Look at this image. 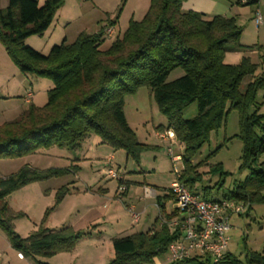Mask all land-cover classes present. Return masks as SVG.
Listing matches in <instances>:
<instances>
[{
  "label": "trees",
  "instance_id": "obj_1",
  "mask_svg": "<svg viewBox=\"0 0 264 264\" xmlns=\"http://www.w3.org/2000/svg\"><path fill=\"white\" fill-rule=\"evenodd\" d=\"M188 1L150 0L144 18L131 20L125 33L107 50L101 49L106 40L101 31L81 33L75 42L64 41L45 56L25 42L31 36L44 35L65 0H47L43 6L36 0H9L8 7L0 9L1 43L22 73L48 79L54 88L48 92L44 107L31 104L19 120L0 126V158L21 157L55 146L77 149L87 137L96 135L103 144L125 151L139 164L141 154L149 147L138 141L128 124L124 105L128 95L148 87L167 118V127L161 126L159 131H173L184 147V170L179 180L192 192L202 180L193 159L210 134L224 125L229 112L238 111L240 132L236 137L244 145L241 169L251 173L229 199L248 205V210L253 204L263 203L264 72L259 74L260 66L249 57H243L237 65L225 64L227 44L243 48V29L237 18H208L201 12L184 11ZM260 1L240 0L238 5L254 6ZM126 2L122 0L116 20ZM177 69L184 75L169 82L170 74ZM246 78L251 80L242 91ZM260 92L262 103L257 102ZM194 103L198 105V115L184 119L183 111ZM217 173L224 174L221 166L211 168L210 174ZM48 178L46 173L26 167L0 179V229L24 258L71 253L83 236L71 227L58 231L41 227L27 238L15 231L14 221L24 215L11 213L8 196ZM157 201L163 213L165 204L160 198ZM175 239L176 234L168 226L115 238V258L109 264H152L168 252ZM187 263L264 264V252H249L244 261L226 253L219 263H213L208 256L194 257Z\"/></svg>",
  "mask_w": 264,
  "mask_h": 264
},
{
  "label": "rangeland",
  "instance_id": "obj_2",
  "mask_svg": "<svg viewBox=\"0 0 264 264\" xmlns=\"http://www.w3.org/2000/svg\"><path fill=\"white\" fill-rule=\"evenodd\" d=\"M218 2L215 12L227 18H237L239 26L243 29L240 40L243 48L237 49L234 44H227L225 64L237 65L243 57H249L260 66L258 73L261 74L264 72V24L257 28L254 12L259 8L264 21V0H261L259 5L243 7L238 5L239 0ZM233 7H239V13H236ZM71 10L68 6L62 11ZM42 36L29 38L41 39ZM116 38L117 35L107 38L101 49L107 50ZM51 50L47 51L45 56ZM183 75V70L177 69L170 74L168 81ZM250 80H244L242 91ZM51 88H54V84L50 80L22 73L0 41V126L19 120L29 109L30 105L24 101L28 90L35 95L33 105L42 108L48 102V92ZM262 101L263 92H260L257 102ZM124 111L138 141L149 147L141 154L139 164L128 158L125 151H116L103 144L96 135L87 137L77 149L55 146L21 157L0 158V179L16 175L26 167L50 176L45 181L33 182L16 190L7 198L11 213L24 215L14 221L15 231L21 237L27 238L41 227L51 231L71 227L83 234L82 242L81 239L78 241V248L73 252L58 254L52 258H38V263L35 264H92L89 256L97 249L91 243H95L100 233L101 236L105 235L104 242L102 241L104 244L100 253L94 256L103 258L98 264H109L115 258L113 246H108L110 238L146 233L156 220L159 221L160 211L155 206L157 201H140L143 190L137 193L135 190L142 185L155 187L154 189L157 187L161 192L164 188H170L176 179V171L182 174L184 170L182 160L173 163L172 159L178 155L182 157L184 147L177 139L169 141L157 137V134L162 133L159 128L167 127L168 123L167 118L160 112L150 88L142 87L134 94L128 95ZM261 113H264V106ZM197 115V103L182 113L184 119H193ZM239 132V113L232 110L224 125L210 134L209 141L193 159V165L202 179L195 185L194 194L205 200L229 199L236 187L245 182L251 171L241 169L244 145L236 137ZM261 160H264V156ZM216 166L222 167L224 176L222 173L210 174L211 168ZM110 169L124 177L126 187L131 188L130 194L125 196L126 192L120 191L121 183L109 176ZM131 206H136V211L141 214V220L137 224L133 223L128 211ZM171 208L172 202L169 203L168 209ZM230 225V254L244 261L249 252H264V202L253 204L251 209L241 216H234ZM157 229L159 228L155 230ZM0 252V264L30 262L18 258L7 235L1 229ZM152 264H170L169 253H162Z\"/></svg>",
  "mask_w": 264,
  "mask_h": 264
},
{
  "label": "built area",
  "instance_id": "obj_3",
  "mask_svg": "<svg viewBox=\"0 0 264 264\" xmlns=\"http://www.w3.org/2000/svg\"><path fill=\"white\" fill-rule=\"evenodd\" d=\"M254 20L257 28L264 24L259 10L255 13ZM104 34L108 38L113 37V27L106 28ZM32 97L33 92L28 90L25 100L30 102ZM157 137L169 141L176 139L173 131L159 133ZM172 160L173 163H177L182 160V157L178 155ZM108 174L111 178L120 181L121 192L127 191L128 187L125 185L123 176L113 169H110ZM180 175L176 171V179L168 191L173 198V211L170 213L173 217L168 219L161 213L159 204L155 205L160 211L158 228L168 226L176 234V239L168 248L169 262L170 264H188L189 259L208 256L213 263H219L225 258L229 247L230 237L228 235L231 230V219L234 216L245 214L249 207L232 199L204 200L179 180ZM157 194L156 189L145 186L141 200L154 199ZM128 211L133 223H139L141 214L135 212L134 208H128ZM1 256L0 252V259ZM19 257L24 259L22 254H19Z\"/></svg>",
  "mask_w": 264,
  "mask_h": 264
},
{
  "label": "crops",
  "instance_id": "obj_4",
  "mask_svg": "<svg viewBox=\"0 0 264 264\" xmlns=\"http://www.w3.org/2000/svg\"><path fill=\"white\" fill-rule=\"evenodd\" d=\"M36 1L38 2L40 6H43L47 0H36ZM121 3H122V0H65L64 6L58 12L56 21L52 23L54 25H51V27L48 29V31L44 33L41 39L29 38L26 41V43L27 45L32 47V49L40 52L43 55H46L47 51H50L54 46L60 45L59 44L60 41H61V44L64 41H66V43L68 44L73 43L72 41H75L81 33L98 34L101 31L105 32L106 28L108 27H113L114 36L115 35H117V37L122 36L127 30L131 20L141 21L144 18V16L146 15L149 9L150 0H127L124 6L125 8L123 9V12L121 13L119 19L116 20L115 15ZM218 4H219L218 0H189L186 4H184L183 10L201 12L205 14L207 17H213L217 15L222 16L223 14L215 12V9H217L216 6ZM8 5H9V0H0L1 10L6 9ZM68 6L72 8L71 11H65V12L62 11L63 8L68 7ZM238 8L239 7H233V10H235L236 13H239ZM258 10L259 8L255 10L254 14ZM209 12L212 14H210ZM104 37L106 39L108 38L106 35ZM34 97L35 95L33 93V97L30 103H27L24 98L25 103L28 105H31V104L33 105ZM145 186H148V185H142L141 188H136L135 190L136 193L138 191H142ZM130 189L131 188L128 187L125 196L130 194ZM156 190L158 192L157 197L152 200L157 201V199L160 198L162 203L165 204V209L163 210V214L164 215L170 214L173 211V199L169 197L170 196L168 192L169 188L168 189L164 188L163 191L161 192V190L156 187ZM141 199L142 197L140 198V201ZM170 201L172 202V208L168 209L169 203H171ZM131 208H134L135 212H137L136 206H131ZM151 227L149 228V231L155 230L158 227V220H156L155 223ZM103 236L105 235L102 234L101 236V233H100L99 237L95 236L96 237V240L94 241L95 243H91V245L96 247L97 249L93 251L92 255L89 256L90 260H92V264H98L99 260L103 261L102 260L103 258L101 256L100 258L94 256L96 255V253L98 254L101 251L100 248L104 244ZM115 238H119V237L116 236V237L110 238L108 246L110 247L112 246V241ZM82 240L83 239H81L80 242H82ZM77 248H78V245L76 249ZM227 253H229L228 250H227ZM16 254L18 258L20 259L19 253L16 252ZM37 259L38 258L36 259L24 258L23 261L27 260V261H30L28 264H35V263H38Z\"/></svg>",
  "mask_w": 264,
  "mask_h": 264
}]
</instances>
